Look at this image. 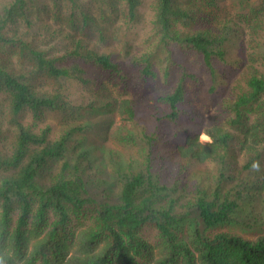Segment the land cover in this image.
<instances>
[{"label": "trees", "instance_id": "obj_1", "mask_svg": "<svg viewBox=\"0 0 264 264\" xmlns=\"http://www.w3.org/2000/svg\"><path fill=\"white\" fill-rule=\"evenodd\" d=\"M220 1L151 0L146 50L126 63L97 46L145 23L143 0L2 4L0 264H264V0L223 15ZM43 13L57 25L34 31ZM59 29L75 37L53 52L47 40ZM229 47L241 55L228 77L219 63ZM189 54L207 69L210 93L220 77L228 88L204 128L206 143L199 130L160 131L184 114L199 119L181 108L186 81L202 84L186 67ZM126 65L142 84L151 78L171 87L158 95L169 112L152 110V124L133 99L96 95L102 75L128 89ZM71 84L89 99L74 104ZM60 112L66 128L54 136L47 115ZM109 112L126 128L120 141L138 147L125 162L109 150L97 157L87 145L85 117Z\"/></svg>", "mask_w": 264, "mask_h": 264}, {"label": "rangeland", "instance_id": "obj_2", "mask_svg": "<svg viewBox=\"0 0 264 264\" xmlns=\"http://www.w3.org/2000/svg\"><path fill=\"white\" fill-rule=\"evenodd\" d=\"M8 1L10 0H0V7L2 6V4ZM37 1L49 5L48 3L51 0ZM87 1L88 0H83V3H86ZM255 1L256 0H221L219 3V12L221 13V15H223V13H225L223 12L224 9H229V11L234 14L236 13V11H242L243 9H245L248 6V3H253ZM150 2L151 0H143L144 5L140 9L141 13L145 17V23L133 28L131 33H129L128 36L122 38L121 41H113L111 44L107 45H98L97 48L99 49V51L102 53H111L115 60L126 63L128 57L139 54L146 50L147 44L145 43V39L150 34L153 18V13L149 9ZM212 12L216 14L217 10L214 9V11ZM34 21V31H38L37 28H40L41 26H43V24H50L51 26L57 25L49 18V14L44 13L41 17H38ZM108 31L111 32V27ZM45 33L48 35L49 31H46ZM54 36L55 37H53L51 40H47L48 42L46 45V47L51 48L53 52H59V50L60 52H63L65 48H69L75 37L73 32L64 29H59V33L57 32V34H55ZM240 55L241 54L238 53L235 47H229L226 56V62L223 64L219 63L221 69L224 70L223 73L226 76L229 77V75L233 74V65H236L234 61L237 60ZM185 64L190 72L196 73L201 76L202 84L201 86H196L194 83L186 81V103L185 105H181V108H185L186 111H189L190 109L197 111L199 119H196V121H189L188 115L184 114L179 118L176 124L168 121H166V123H163L160 127V131L163 132V134L167 137V135L171 136L172 133H174L176 130L179 131L182 136L190 130H199L201 133V142L206 143L209 142L210 139L203 133L204 128L211 125L212 118H214L213 116L216 113L220 112L219 110L220 106L222 105L223 98L228 95V88L226 89L223 84L224 81L220 77L218 79V82L221 85L220 88H218L215 92L210 93L209 88L211 86V80L207 69L203 66L201 61L197 60L196 57L189 54L185 59ZM125 67L131 74V80L128 89H120L122 85L117 84L120 83L119 79H111L102 75L101 77L96 78L99 81V84H102L104 86V89H102V87L100 88L99 85L98 93L96 95L99 100L103 102L115 98L133 99L136 102L141 119L144 120L147 124H152L153 121L150 116V112L152 110L160 109L169 112L168 106L160 102V100L158 99V95L161 92H169L171 87L165 85L163 81H161L159 84H156L151 80V78L146 79L145 83L142 84L141 81H139L138 69H130L127 65ZM178 76L179 74L175 69L171 84H174ZM220 79L222 80V82ZM78 89L79 88H77L75 84H71L69 96L72 99L76 100L74 104H78L83 102L84 100L89 99V95L86 93V91H80ZM100 93L102 94L100 95ZM63 115L67 114L60 112L56 114L48 113L47 115V120L54 128V131L52 132L54 136H58V132L66 128V123H64L61 119L63 118ZM85 119L89 120V123L92 127V129L86 134L88 138L87 145L90 146V148H93V153L97 157L103 156L101 155L102 150H109L110 152L119 153L121 156V160L119 162H125V160H127L129 157L133 158L136 156L138 147H131V145L122 143L119 139L120 137L118 135H123L126 128L124 129L116 113H92L91 115L88 114ZM109 124V132L107 131L108 135L107 139H105V130H107L106 128ZM167 147L168 146H165L164 148ZM110 169V164L109 166L107 164L103 168L105 172H109ZM238 229V227H233L230 228V231L235 232L238 231Z\"/></svg>", "mask_w": 264, "mask_h": 264}]
</instances>
